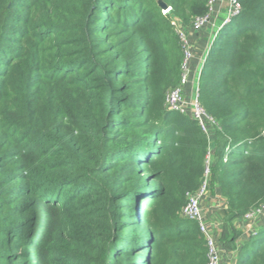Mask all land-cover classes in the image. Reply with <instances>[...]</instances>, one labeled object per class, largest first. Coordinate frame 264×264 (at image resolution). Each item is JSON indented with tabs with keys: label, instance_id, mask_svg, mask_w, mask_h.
Masks as SVG:
<instances>
[{
	"label": "trees",
	"instance_id": "obj_1",
	"mask_svg": "<svg viewBox=\"0 0 264 264\" xmlns=\"http://www.w3.org/2000/svg\"><path fill=\"white\" fill-rule=\"evenodd\" d=\"M209 2L0 0V264H208L181 213L210 141L166 96L181 79L175 24ZM238 2L198 89L218 122L229 247L264 207V0ZM241 253L264 264V224Z\"/></svg>",
	"mask_w": 264,
	"mask_h": 264
},
{
	"label": "built area",
	"instance_id": "obj_2",
	"mask_svg": "<svg viewBox=\"0 0 264 264\" xmlns=\"http://www.w3.org/2000/svg\"><path fill=\"white\" fill-rule=\"evenodd\" d=\"M218 1L219 0H210L208 13L203 17L197 18L191 25V30L193 32L201 31L212 21ZM241 11V6L238 0H229V14L225 24L230 23L232 18L239 15ZM165 12H169V10ZM175 27L180 36L183 53L181 79L180 83L176 87L170 89L167 93L166 107L170 112L181 113L188 116L187 106L189 103L184 96L191 80L190 70L194 59V49L192 47L188 31L181 27V23H176ZM190 107L192 109L190 117L199 123L202 130L208 135L210 141L214 137L215 129L218 127V122L205 111L198 98L190 104ZM262 136L264 137V132ZM230 152L231 151L227 149V153ZM213 163L214 154L209 148V152L205 159L204 174L201 185L196 191L187 194V203L183 208L181 215L186 220L199 222L200 230L205 235L207 241L208 264H222V245L210 234L208 225L205 223L203 218H201L202 202L211 190ZM262 211H264V207L253 214L247 215L245 218L251 219L255 214Z\"/></svg>",
	"mask_w": 264,
	"mask_h": 264
},
{
	"label": "crops",
	"instance_id": "obj_3",
	"mask_svg": "<svg viewBox=\"0 0 264 264\" xmlns=\"http://www.w3.org/2000/svg\"><path fill=\"white\" fill-rule=\"evenodd\" d=\"M229 14V0H219L212 21L207 24L201 31L193 32L191 26H184L189 33V37L194 49V59L190 70V84L185 92V99L189 103L187 106L188 116L190 117L192 109L190 104L198 98L199 77L202 69L208 59L209 52L215 44L219 33L225 26V21ZM210 150L214 154L216 152V143L214 137L210 140ZM228 205L222 196L219 187H212L202 202L203 220L209 227L210 234L215 237L222 245V264H238L239 259L244 256L241 250L251 237L256 235L264 224V211L259 212L251 219L245 217L236 222V227L240 232V236L233 246H225L221 241V233L224 225L225 213Z\"/></svg>",
	"mask_w": 264,
	"mask_h": 264
},
{
	"label": "water",
	"instance_id": "obj_4",
	"mask_svg": "<svg viewBox=\"0 0 264 264\" xmlns=\"http://www.w3.org/2000/svg\"><path fill=\"white\" fill-rule=\"evenodd\" d=\"M159 4L163 10H165V11L170 10L169 6L167 4H165L164 2H160ZM201 218H204L203 214L201 215Z\"/></svg>",
	"mask_w": 264,
	"mask_h": 264
}]
</instances>
